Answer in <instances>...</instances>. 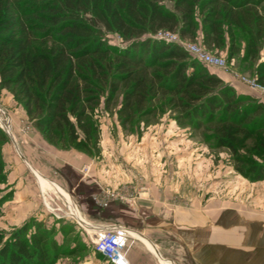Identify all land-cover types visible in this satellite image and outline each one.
<instances>
[{"label":"trees","instance_id":"1","mask_svg":"<svg viewBox=\"0 0 264 264\" xmlns=\"http://www.w3.org/2000/svg\"><path fill=\"white\" fill-rule=\"evenodd\" d=\"M162 31L192 41L201 34L206 48H228L230 59L244 36L245 59L254 60L264 44V0H0V88L11 91L29 121L61 150L97 158L95 111L102 103L110 110L121 94L122 125L153 115L161 101L179 121L210 131L217 148L237 155L241 137L264 133V104L238 94L180 46L156 38ZM106 33L123 45L112 46ZM258 73L264 84V64ZM7 142L0 128V185L7 178ZM237 162L247 178L264 180V164L248 157ZM53 235L30 224L7 240L0 233V264H54L78 254Z\"/></svg>","mask_w":264,"mask_h":264},{"label":"rangeland","instance_id":"2","mask_svg":"<svg viewBox=\"0 0 264 264\" xmlns=\"http://www.w3.org/2000/svg\"><path fill=\"white\" fill-rule=\"evenodd\" d=\"M200 37L201 34L195 41H187L201 43ZM105 38L112 46L123 45L116 34L106 33ZM246 44L247 39L240 36L236 42L239 52L231 59L228 48L212 52L224 57L232 71L258 80L259 68L261 70V65L264 64V44L260 46L254 60L245 59ZM234 79L242 83L237 78ZM260 84L264 86L263 83ZM251 91L254 95L245 96H252L264 104V98ZM121 102L120 94L110 110L102 103L95 111L101 132V153L97 158L88 159L95 167L92 177L97 190V199L88 205L89 215L80 216L81 223L73 215L71 216L76 220L56 219L40 204L39 208L44 215L32 217L19 225L18 221L23 217L20 214L16 216L12 206L7 204L11 193L6 186V178L5 183L0 185V233L3 239H9L11 234L25 224H30L32 230L41 226L54 233L53 238L58 243H65L66 246L79 250L76 256H61L54 264H109L97 255L94 231L87 230V223L96 227L122 226L131 232L128 236L127 257L129 254L139 255L140 261L151 257L158 263V259L145 247L141 238L136 237L140 236L136 232L140 233L146 227L147 234L154 233L151 230H154L152 225L155 218L148 213L146 216V213L143 214V211L150 212L154 208L162 222L160 226L154 227L158 229L156 232L160 230L161 236H165L160 240L157 233L156 237L161 245V258L165 260L163 264H202L196 250H193L195 255L189 250L188 238L184 239L186 244H181L180 235L176 237L173 234L175 240H172L171 230H168L174 231L177 226H184L183 232L191 238V232L200 227L197 224L201 223V218L205 219V231L208 230V234L205 233V244L217 241L218 225L225 227L227 240L241 242L254 239L259 230L264 228V180L254 182L239 172L237 158L248 157L258 164H264V144L260 142L264 133L256 139L241 137L242 142L236 155L228 149L217 148L210 131L194 129L184 119L179 121L177 114L161 101L155 103L157 111L153 115L141 117L133 124L122 125L117 114ZM0 118L3 124H7L13 137L14 134L25 135L35 128L23 107L15 101L11 91L5 88H0ZM3 127L0 123L2 130ZM6 134L9 137L7 143L12 142L11 146H15L9 133ZM11 150L17 156L13 147ZM91 172L83 168L79 174L88 178ZM36 177L48 199L49 196L54 200L56 197L58 200L68 196L82 212L71 192L45 177ZM89 188L83 185L82 191L85 193ZM61 199L58 200L59 205ZM63 232H67L69 236L64 237ZM178 232L181 234V231ZM175 233L177 234L176 231ZM204 264H207L206 261Z\"/></svg>","mask_w":264,"mask_h":264},{"label":"crops","instance_id":"3","mask_svg":"<svg viewBox=\"0 0 264 264\" xmlns=\"http://www.w3.org/2000/svg\"><path fill=\"white\" fill-rule=\"evenodd\" d=\"M200 38L202 39V36ZM207 69L221 78L225 83L233 86L238 93L243 95H254L248 86L236 82L231 74H227L216 68L207 67ZM14 138L17 146H14L13 144L11 146L12 142L7 143L3 148V158L7 174L6 186L11 193L7 204L12 206V210L14 209L16 216H18L17 214H20V217H23L21 221H18V224L22 225L32 217L44 215L39 206L40 204H43V195H46L47 193L46 191H42L36 176L45 177L51 182L58 183L66 191L71 192L74 195L80 204L83 213L68 196L63 197L70 205L71 215H73L79 222L81 221V219H79L80 216L84 217L83 214L89 215L88 205H91L92 200L95 201L97 199L96 185L92 177L95 167L93 162L88 160L90 158L76 149L69 151L61 150L50 145L41 132L35 128L33 131L30 130V132L25 135L14 134ZM12 147L15 152L18 153L17 156L13 155L11 150ZM83 168L92 171L88 178H86V176H80L79 173ZM55 185L56 184H52V186ZM83 185L90 187L85 193L82 191ZM61 193H64V191L61 190ZM147 213L155 218L152 225L154 230H151L154 233L152 235L147 234L148 227H146L147 229L145 228L144 231H139L145 237L141 235V237L135 236L141 238V241L145 243V247L158 259V263L163 264L165 260L157 254L156 249L149 242L151 241L161 253V245H159L156 239L157 233L160 235V240H163V237L165 236H161L162 233L160 230L159 232H156L158 229L154 227L157 225L160 226L162 223L161 216L157 214L156 208L150 210V212L143 211L144 216H146ZM87 225L89 226V229L87 230H90L91 232L96 228V226L90 225L89 222ZM197 225H200V227H196L197 229L191 232V238L187 237L185 232H183L185 228L184 226H177L174 231L172 229L168 230H171L170 234H172V236L170 239L172 240H175L173 234H175L176 237H179L180 235L181 240L179 241L181 244H186L184 239L188 238L189 250L193 255H195L196 252L199 258H201L202 264H204L205 261L207 264H264V228L259 230L254 238L255 240L252 239L240 242L237 240H227L225 227H220L218 225L217 241H208L207 244H205V233L208 234V230L205 231V219L201 218V223H198ZM178 230L181 231V234H179ZM193 250L196 251L193 252ZM250 258L252 261H250ZM127 259L129 264H158L156 260L151 257L140 261L139 255L136 256L135 254H129ZM239 259L242 261H238ZM169 264L172 263L169 262Z\"/></svg>","mask_w":264,"mask_h":264},{"label":"built area","instance_id":"4","mask_svg":"<svg viewBox=\"0 0 264 264\" xmlns=\"http://www.w3.org/2000/svg\"><path fill=\"white\" fill-rule=\"evenodd\" d=\"M155 37L168 43L180 46L191 56L192 59L199 62L203 66L216 68L225 73L231 74L234 78H237L243 84L247 85L251 90L256 92L259 96L264 98L263 85L258 83L255 79L246 78L237 72L232 71L224 57L209 51L202 43L189 42L187 40H183L178 33L166 31L159 32ZM0 123L2 127L4 125L3 129L7 133L11 134L7 124H3L1 118ZM49 198L50 199H48L46 195H43V205L48 213H50L56 219L73 218L71 216V208L68 201H66L64 198H60L62 202H60L61 205H59L58 200L60 199L57 200L56 197L54 200L50 196ZM97 228L100 229L101 232L93 234L96 252L102 254L109 264H129L126 250L129 239L126 229L122 226L115 225L97 226Z\"/></svg>","mask_w":264,"mask_h":264},{"label":"water","instance_id":"5","mask_svg":"<svg viewBox=\"0 0 264 264\" xmlns=\"http://www.w3.org/2000/svg\"><path fill=\"white\" fill-rule=\"evenodd\" d=\"M10 136H11V134H9ZM11 138H12V140H13V142L15 143V145H16V141H15V139H14V137L13 136H11ZM17 146V145H16ZM24 158V157H23ZM25 159V158H24ZM84 227V226H83ZM137 234H139V235H141V236H144L143 234H141V233H138V232H136ZM145 237V236H144ZM148 240V239H147ZM152 245H153V247L156 249V251H157V254L160 256V257H163L162 255H161V253L159 252V250L156 248V246L151 242V241H149Z\"/></svg>","mask_w":264,"mask_h":264},{"label":"bare ground","instance_id":"6","mask_svg":"<svg viewBox=\"0 0 264 264\" xmlns=\"http://www.w3.org/2000/svg\"><path fill=\"white\" fill-rule=\"evenodd\" d=\"M94 228V227H93ZM94 233L93 234H96V233H99V232H101V230L100 229H98L97 227L96 228H94ZM126 232L128 233V236H129V232H128V230H126Z\"/></svg>","mask_w":264,"mask_h":264}]
</instances>
